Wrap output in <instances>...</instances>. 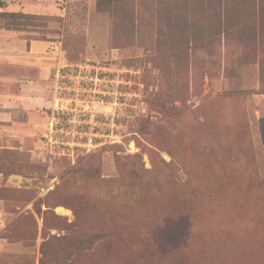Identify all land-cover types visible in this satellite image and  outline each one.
<instances>
[{
  "label": "rangeland",
  "instance_id": "374dc122",
  "mask_svg": "<svg viewBox=\"0 0 264 264\" xmlns=\"http://www.w3.org/2000/svg\"><path fill=\"white\" fill-rule=\"evenodd\" d=\"M0 1L2 51L38 39L146 85L113 132L52 131L45 104L0 121V264L47 241L61 264H264V0Z\"/></svg>",
  "mask_w": 264,
  "mask_h": 264
},
{
  "label": "built area",
  "instance_id": "2783aa9c",
  "mask_svg": "<svg viewBox=\"0 0 264 264\" xmlns=\"http://www.w3.org/2000/svg\"><path fill=\"white\" fill-rule=\"evenodd\" d=\"M125 72H129L130 77L121 79V73ZM139 73L134 68H120L111 61H98L89 57L81 62L59 65L52 74L55 81L50 122L52 131L79 130L87 133L90 129L93 133L100 132L102 126H108L110 130L106 131L117 130L119 124L114 116L118 106L126 104L121 101V97L132 99L144 95L145 83L134 78ZM134 85L136 87L133 89ZM98 143L96 138L90 136L83 141V146L91 149Z\"/></svg>",
  "mask_w": 264,
  "mask_h": 264
},
{
  "label": "crops",
  "instance_id": "0c3cea01",
  "mask_svg": "<svg viewBox=\"0 0 264 264\" xmlns=\"http://www.w3.org/2000/svg\"><path fill=\"white\" fill-rule=\"evenodd\" d=\"M4 39L8 47L5 50L0 49V59L2 66H6L0 76V80L4 82L5 85H12L16 87L17 90L5 89L3 95L0 96V121H11L13 115L18 118H22V115L28 114L32 108H37L36 105L42 106L47 105L52 108L53 97H55V90H53L52 98L47 99L46 90H44L45 85L43 84V78L52 76L57 67L63 63L56 61V57L46 60V43L38 39H30V43L26 39L16 38V39ZM18 40V41H17ZM19 43L21 46L18 50H15L14 44ZM6 57V58H5ZM10 64V65H9ZM42 69L40 76L32 77L28 69L32 70L34 68ZM11 68L15 71H10ZM53 77V76H52ZM52 110V109H51ZM53 113V111H51ZM25 120V117H24ZM24 123V122H23Z\"/></svg>",
  "mask_w": 264,
  "mask_h": 264
},
{
  "label": "trees",
  "instance_id": "16d2710c",
  "mask_svg": "<svg viewBox=\"0 0 264 264\" xmlns=\"http://www.w3.org/2000/svg\"><path fill=\"white\" fill-rule=\"evenodd\" d=\"M4 6V2L0 1V7ZM4 16V15H3ZM5 16L7 17V21L9 23V25L11 26H16L18 24H22L20 23L22 21V19H27L31 16H28L25 13H21V12H9V13H5ZM11 29V28H9ZM12 29H17V27H12ZM68 238L67 237H63V238H58L55 237V240L60 241L61 243H65L67 244L66 240ZM50 242H44L42 244V249H41V259H40V264H61L59 262V259H56L54 255H52V253L49 251V246H50ZM89 247V246H88ZM76 248L75 246L73 247V249ZM79 248V245H78ZM80 249V248H79ZM65 251H67V246L65 248Z\"/></svg>",
  "mask_w": 264,
  "mask_h": 264
}]
</instances>
